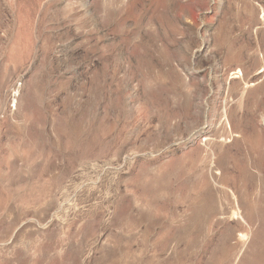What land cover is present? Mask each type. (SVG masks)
<instances>
[{
    "label": "rangeland",
    "instance_id": "1",
    "mask_svg": "<svg viewBox=\"0 0 264 264\" xmlns=\"http://www.w3.org/2000/svg\"><path fill=\"white\" fill-rule=\"evenodd\" d=\"M0 264H264V0H0Z\"/></svg>",
    "mask_w": 264,
    "mask_h": 264
}]
</instances>
